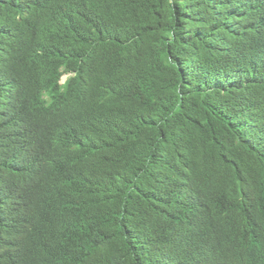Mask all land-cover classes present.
<instances>
[{
  "label": "trees",
  "instance_id": "16d2710c",
  "mask_svg": "<svg viewBox=\"0 0 264 264\" xmlns=\"http://www.w3.org/2000/svg\"><path fill=\"white\" fill-rule=\"evenodd\" d=\"M0 264H264V0H0Z\"/></svg>",
  "mask_w": 264,
  "mask_h": 264
},
{
  "label": "rangeland",
  "instance_id": "374dc122",
  "mask_svg": "<svg viewBox=\"0 0 264 264\" xmlns=\"http://www.w3.org/2000/svg\"><path fill=\"white\" fill-rule=\"evenodd\" d=\"M66 79H67V77H65V78L63 79V82H64Z\"/></svg>",
  "mask_w": 264,
  "mask_h": 264
},
{
  "label": "clouds",
  "instance_id": "9594fccd",
  "mask_svg": "<svg viewBox=\"0 0 264 264\" xmlns=\"http://www.w3.org/2000/svg\"><path fill=\"white\" fill-rule=\"evenodd\" d=\"M66 80H67V79H66ZM66 80H65V81H66ZM65 81H64V82H65Z\"/></svg>",
  "mask_w": 264,
  "mask_h": 264
}]
</instances>
